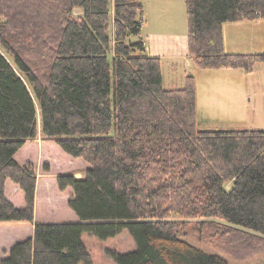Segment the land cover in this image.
I'll return each instance as SVG.
<instances>
[{
	"label": "trees",
	"instance_id": "1",
	"mask_svg": "<svg viewBox=\"0 0 264 264\" xmlns=\"http://www.w3.org/2000/svg\"><path fill=\"white\" fill-rule=\"evenodd\" d=\"M143 1L0 0V221L34 222L37 174L15 157L28 139L89 164L84 177L58 176L80 221H36L0 264H92L83 234L125 229L137 249L109 252L117 264H229L183 238L204 226L228 251L230 233L264 240V130L199 128L195 76L166 87L162 59L129 40ZM185 1L197 66L251 73L264 61L226 52L223 37L225 22L264 18V0ZM8 179L25 206L8 199Z\"/></svg>",
	"mask_w": 264,
	"mask_h": 264
},
{
	"label": "rangeland",
	"instance_id": "2",
	"mask_svg": "<svg viewBox=\"0 0 264 264\" xmlns=\"http://www.w3.org/2000/svg\"><path fill=\"white\" fill-rule=\"evenodd\" d=\"M146 2L145 26L140 35H131L129 40L142 39L146 43L145 53L157 56V52L165 57L163 67L166 87H183L186 80L184 77L176 75L177 79L174 82L168 80V77H173V73L169 71L176 59L172 56L182 55V52L188 54L185 4L182 7V1H176L158 13L150 6L149 1ZM157 24L160 26L157 27L158 30ZM177 30L178 32H175ZM151 32L150 36H146ZM223 37L226 52L261 53L264 51V18L225 22ZM190 61L191 65H188L186 70L189 75L197 76L196 83L199 85L197 102L199 128L264 130V61L257 62L251 73L241 68L204 69L197 66L192 58ZM227 69L234 71L228 72ZM205 72L208 74H204ZM211 96L214 97L210 98ZM15 157L20 164L32 163L37 174L35 217L34 222L0 221V257L6 256L18 241L30 237L36 221L42 223L80 221L69 205L73 189L70 186L61 190L58 176L71 173L78 178L84 177L89 165L82 157L75 158L67 154L56 142L44 140L41 135L28 139ZM6 195L16 207L26 205L25 192L11 179L6 183ZM21 222L28 223L30 227L21 226ZM208 233V227L204 226L202 231L193 230L190 235H184L183 238L206 252L223 256L229 264H264V240L256 237L257 234L250 237L249 241H236L234 238L237 235L230 233L225 237V241H230L231 244V241H234V248L233 251H228L223 246L225 243L222 240L223 236ZM82 238L92 255V264H117L109 252L128 253L137 249V242L128 229L104 239L89 233H84ZM249 243L259 251L252 255L242 253L238 247L249 246Z\"/></svg>",
	"mask_w": 264,
	"mask_h": 264
},
{
	"label": "crops",
	"instance_id": "3",
	"mask_svg": "<svg viewBox=\"0 0 264 264\" xmlns=\"http://www.w3.org/2000/svg\"><path fill=\"white\" fill-rule=\"evenodd\" d=\"M146 1H149L148 3L150 4V6L151 7H153L154 9H156V11L159 13V12H161L162 11V9H164V8H168V6L170 5V4H172V3H174V2H176V1H182V7H183V4H185V8H186V1L185 0H144L143 1V3H144V14L146 13V11H147V2ZM187 9V8H186ZM145 17H146V15H145ZM187 17V16H186ZM146 20V19H145ZM143 26H145L144 24H143ZM187 26H188V19H187ZM157 27H160V26H158V24L156 25V30H158L157 29ZM183 27H184V24H183ZM162 30H164V29H162ZM186 30V29H185ZM175 32H178V30L177 31H175ZM185 32V31H184ZM152 34V32L149 34H147L146 36H150ZM188 36V35H187ZM188 38V37H187ZM162 40V39H161ZM159 51H160V49H159ZM156 54H157V56L158 57H160L161 59H162V66H163V59L165 58V57H163L161 54H159V53H157L156 52ZM171 57V56H170ZM172 57H174L173 59H176L174 62H173V65L174 66H172V68L170 69V73H173V77H171V76H169L168 77V80H170L171 82H174L176 79H177V76L176 75H180V78H187V76L189 75L188 74V71L186 70V68H187V66L189 65H191V61H190V55H189V51H188V54H186V53H184V52H182V55H173ZM190 57V58H189ZM178 59H180V61H178ZM193 60V59H192ZM180 63H181V65H180ZM179 70H181L180 72H179ZM221 70V69H220ZM228 70V69H227ZM171 71H173V72H171ZM183 71V72H182ZM233 72L234 70H228V72ZM204 74H208V73H204ZM195 76V75H194ZM196 77V79H197V76H195ZM163 79H164V81L166 80V78H165V74H164V67H163ZM212 84H214V83H212ZM165 85V84H164ZM198 87V89H197V102H198V100H199V85L197 86ZM214 96H211L210 98H213ZM73 193V192H72ZM37 211H36V215H37ZM37 220V219H36ZM24 226V227H30L29 226V224L28 223H26V222H21V226ZM33 232H34V228L31 230V236L33 235Z\"/></svg>",
	"mask_w": 264,
	"mask_h": 264
}]
</instances>
